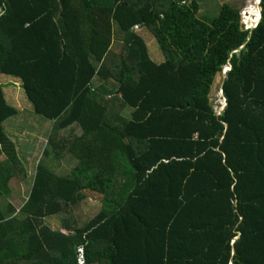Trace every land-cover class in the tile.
<instances>
[{
	"label": "trees",
	"instance_id": "16d2710c",
	"mask_svg": "<svg viewBox=\"0 0 264 264\" xmlns=\"http://www.w3.org/2000/svg\"><path fill=\"white\" fill-rule=\"evenodd\" d=\"M200 1L0 0V76L52 124L28 155L0 84V264H264V0L247 31L241 7ZM29 178L17 207L12 181Z\"/></svg>",
	"mask_w": 264,
	"mask_h": 264
},
{
	"label": "rangeland",
	"instance_id": "374dc122",
	"mask_svg": "<svg viewBox=\"0 0 264 264\" xmlns=\"http://www.w3.org/2000/svg\"><path fill=\"white\" fill-rule=\"evenodd\" d=\"M259 1L261 0H201L200 4L201 12H207L210 15H218L220 6L224 3H229L241 7L240 9L242 11V17L244 18L243 21H241V29L247 31L249 30L247 27V23L251 24V26L253 23H257L253 21L257 16L256 14H258V11L260 10ZM256 3H258V5ZM135 31L144 38L151 59L157 63L163 62L164 57L161 50L159 49L155 37L143 27H137L135 28ZM118 49V45L117 43H115L113 46V51H118ZM226 70H229V67L224 69V74H226ZM135 72V69L129 68L126 62H123V81H125L130 75H133ZM0 84H3L4 90H6L5 93L7 102L13 107H15L14 105H16V108L20 113L17 117L11 118L5 123V127L8 129L9 134L14 137L13 139L17 141L20 146H23L27 149L28 155L30 153H32V156L34 157L35 155H41L43 152V148H45V146L47 145L48 136L50 137L51 135V121L34 113L32 105L28 101L24 91L22 90L21 82L19 80L11 79L10 77L3 75L0 76ZM216 84H220V76L216 79L215 85L213 87L212 97L214 100L216 112L218 114H221L225 106L223 104L220 88L218 90ZM110 95L111 94H108V96ZM28 113L31 115L30 117H28ZM74 128L77 129L76 126L70 127V129L68 128L69 131L67 132H71ZM64 132L66 133V131ZM34 163L35 159L31 162V164L28 165L29 171L33 169L32 165H34ZM73 164L74 160L71 157L67 156L65 160H61L60 162H52L51 168L53 170H56L58 174H63L67 170H69L73 166ZM31 180L29 178L28 181L21 180V182L16 179L12 181V187L15 194L12 201L16 204L17 207L21 206L20 202L24 203V201L26 200L28 190L32 183ZM99 208L100 201L89 200L86 204H80L77 210L79 213V218H81V220H85L86 218L90 219L97 213ZM65 216V213H61L58 216L51 217L50 221L53 225L59 226L62 225V219Z\"/></svg>",
	"mask_w": 264,
	"mask_h": 264
},
{
	"label": "built area",
	"instance_id": "2783aa9c",
	"mask_svg": "<svg viewBox=\"0 0 264 264\" xmlns=\"http://www.w3.org/2000/svg\"><path fill=\"white\" fill-rule=\"evenodd\" d=\"M255 26H256V24H255V25L252 24V26H251V24L247 23V27H248V29H252V28H254ZM221 93H222V91H221ZM222 100H223V104H224V106H225V105H226V100L223 98V94H222ZM220 108H222V107H220Z\"/></svg>",
	"mask_w": 264,
	"mask_h": 264
},
{
	"label": "clouds",
	"instance_id": "9594fccd",
	"mask_svg": "<svg viewBox=\"0 0 264 264\" xmlns=\"http://www.w3.org/2000/svg\"><path fill=\"white\" fill-rule=\"evenodd\" d=\"M259 5H260V1H259ZM259 11H260V12H259ZM259 11H258V14H260V18H259L258 22L256 23V26L258 25V23L260 22V19H261V8H260V10H259ZM258 14H257V15H258ZM243 19H244V18L242 17V20H241V21H243ZM255 19H257V16H256V18H255ZM255 19H254V20H255ZM256 26H255V27H256ZM255 27H254V28H255ZM254 28H252V29H249V30H253Z\"/></svg>",
	"mask_w": 264,
	"mask_h": 264
},
{
	"label": "crops",
	"instance_id": "0c3cea01",
	"mask_svg": "<svg viewBox=\"0 0 264 264\" xmlns=\"http://www.w3.org/2000/svg\"><path fill=\"white\" fill-rule=\"evenodd\" d=\"M97 86H100V85H97ZM110 96H111V95H110ZM14 106L17 107L16 105H14ZM130 114H131V110H126V111H125V116H126V117H129Z\"/></svg>",
	"mask_w": 264,
	"mask_h": 264
},
{
	"label": "bare ground",
	"instance_id": "6f19581e",
	"mask_svg": "<svg viewBox=\"0 0 264 264\" xmlns=\"http://www.w3.org/2000/svg\"><path fill=\"white\" fill-rule=\"evenodd\" d=\"M257 5H258V3H256ZM252 13V12H251ZM255 13V12H254ZM257 15V14H256ZM259 18H260V14H259V16L257 15V19H255L253 22H258V20H259ZM249 22V21H248ZM256 24V23H255ZM254 23H253V25H255Z\"/></svg>",
	"mask_w": 264,
	"mask_h": 264
}]
</instances>
